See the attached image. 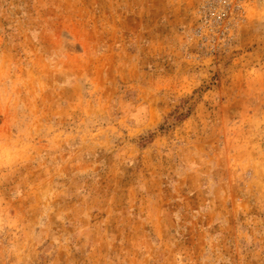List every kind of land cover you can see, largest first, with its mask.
Here are the masks:
<instances>
[{"label":"rangeland","instance_id":"1","mask_svg":"<svg viewBox=\"0 0 264 264\" xmlns=\"http://www.w3.org/2000/svg\"><path fill=\"white\" fill-rule=\"evenodd\" d=\"M202 1L0 0V264H264V0Z\"/></svg>","mask_w":264,"mask_h":264},{"label":"built area","instance_id":"2","mask_svg":"<svg viewBox=\"0 0 264 264\" xmlns=\"http://www.w3.org/2000/svg\"><path fill=\"white\" fill-rule=\"evenodd\" d=\"M243 1L245 0H203L198 12L199 35L205 32L210 37H227L230 34L229 26L234 16L238 14Z\"/></svg>","mask_w":264,"mask_h":264}]
</instances>
